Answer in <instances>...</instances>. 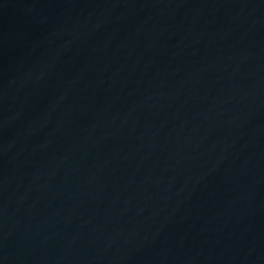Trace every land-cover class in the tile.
<instances>
[{"label":"water","instance_id":"1","mask_svg":"<svg viewBox=\"0 0 264 264\" xmlns=\"http://www.w3.org/2000/svg\"><path fill=\"white\" fill-rule=\"evenodd\" d=\"M0 264H264V0H0Z\"/></svg>","mask_w":264,"mask_h":264}]
</instances>
